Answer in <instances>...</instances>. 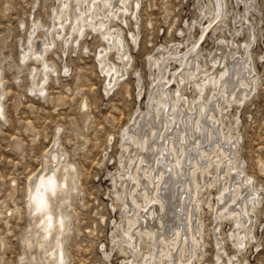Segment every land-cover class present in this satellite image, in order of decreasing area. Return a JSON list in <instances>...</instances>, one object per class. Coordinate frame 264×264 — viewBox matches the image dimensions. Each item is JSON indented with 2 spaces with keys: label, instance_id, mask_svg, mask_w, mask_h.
<instances>
[{
  "label": "rangeland",
  "instance_id": "rangeland-1",
  "mask_svg": "<svg viewBox=\"0 0 264 264\" xmlns=\"http://www.w3.org/2000/svg\"><path fill=\"white\" fill-rule=\"evenodd\" d=\"M140 1L139 29L130 19L128 24L117 19L110 24L111 28H121L124 32L131 60L125 78L107 92L108 80L96 54L109 45L95 29L86 26L85 34L80 36L75 24L71 28L78 13L77 1L70 0L69 13L64 16L60 8L62 0H0V101L4 105L0 116V264H45L46 251L37 244V240H41L38 228V238L33 246L29 248L26 242L27 235L35 230L28 186L33 174L44 166L56 138L67 162L75 167L77 178V190L72 191L66 204L70 214V230L64 241L67 264H122L125 259L143 264L144 254L152 249L148 239L140 241L143 252L135 256L129 257L130 253L127 256L120 251L122 246L126 248L119 225L125 214L122 188L115 186L113 177L118 180L124 167L128 166L124 157V131L139 121L141 112L147 109L152 86V56H160L161 46L172 49L173 44H186L188 38L193 42L201 36L204 40L199 45L200 52L203 51L208 62L218 54L219 47L227 50V54L234 51L222 43L224 38L235 39L239 44L235 51L245 54L244 45L251 28H255L257 35L250 47L257 88L244 103H224L223 107L227 128H234L235 141H238L236 165L241 162L245 177L252 178L260 200L251 212L252 224L246 229L248 246L238 251L232 241L237 237L231 235L236 227L234 220L216 221L221 192L218 180L224 179L218 176L216 168H212L211 174L206 176V187L199 189L200 204L206 209H198L196 218L198 225L204 224V239L194 263L220 264L213 233L219 222L218 238L224 242L226 263L231 257L237 264H264V0H255V6L249 9L253 0H240L239 4L237 0H226L227 12L222 8L223 0H217L220 15L205 36L199 24L203 18L200 6L205 4L209 15L202 23L207 22L208 26L213 15L211 0ZM81 6L86 10L87 2ZM54 10L60 15L58 19ZM34 22L38 27L30 40ZM220 22L226 24L223 31ZM61 23L65 31L58 37ZM49 27L52 33L47 32ZM236 28L239 33H234ZM130 31L138 33V44L130 39ZM46 33L53 39L54 47L52 44L44 59L54 66L46 70L45 90L40 92L38 81L44 76L43 63L36 61L32 53L26 59H22V54L23 50L41 49L47 40ZM66 36H71L70 43L63 42ZM109 52V61L120 65L115 50L109 49ZM176 65L172 64V71L177 70ZM137 74L144 85L141 96ZM189 81L186 78L183 91L194 100L197 92L187 86ZM32 87L36 89L32 90ZM129 132L137 134V130ZM220 137L219 134L217 138L221 141ZM230 144L225 146L228 148ZM227 181L230 182V178ZM240 232L243 234L245 229ZM113 235L119 239L113 242Z\"/></svg>",
  "mask_w": 264,
  "mask_h": 264
},
{
  "label": "bare ground",
  "instance_id": "bare-ground-1",
  "mask_svg": "<svg viewBox=\"0 0 264 264\" xmlns=\"http://www.w3.org/2000/svg\"><path fill=\"white\" fill-rule=\"evenodd\" d=\"M75 1L78 13L71 23V28L75 24V29L81 36L85 34L86 26L90 27L99 31L108 42L109 47L102 48L96 57L108 80L106 91H112L125 78L131 55L122 29H113L110 24L113 19L128 24L130 19L139 29L141 1L110 0L111 7H105V0H97L95 6L92 0ZM216 1L211 0L210 10L213 15L208 26L207 22H202L209 14L205 10V4L202 3L200 6L203 18L199 24L203 36L220 15ZM85 2L87 9L83 10L81 4L84 5ZM237 2L239 4L240 0ZM222 5L224 12H227V1L223 0ZM254 6L255 0L247 9ZM60 8L65 16L70 8V0H62ZM53 14L57 19L60 16L56 10ZM36 24L34 22L29 35L30 40L35 36L38 27ZM50 27L47 29L48 33L52 29ZM219 27L223 31L226 24L220 22ZM254 29H250L249 39L245 42V54L235 51V48H239L235 39L231 41L224 38L222 43H226L234 51L231 50L227 54V50L219 47L218 54L208 62L202 54L203 51L200 52L201 40L195 38V41L190 42L188 38L186 44H173L172 49L161 46L160 56H152L150 63L152 86L148 92L147 109L141 112L139 121L136 120L125 129L123 148L128 166L124 167V173L118 176V180L113 177L115 186L122 188L125 216L119 225L124 236L123 245L126 247L122 246L120 249L123 254L130 253L129 257H132L143 252V242L140 241L148 239L152 249L143 253V264H195V257L200 254L201 241L204 239V224L202 222L197 224L196 214L198 209H206L200 204L199 189L206 187V176L211 174L212 168H216L220 178L226 179L218 180L221 192L216 209V221L224 218L234 220L236 227L231 235L233 238L237 237V240H232L236 249L240 251L248 246L246 229L252 224L251 212L260 200V193L255 189L252 178L245 177L240 167L241 162L239 166L236 165L238 141H235L234 128L231 127L230 130L227 128L223 104H242L257 88V76L250 56V47L257 36ZM63 31L64 24L61 23L60 30H57L58 37H62ZM239 32L240 30L236 28L234 33ZM234 33L232 32V36ZM48 35L41 49L23 50L22 54V59H26L28 54L32 53L36 61L43 63L44 76L38 81L41 85L38 89L40 92L45 90L44 84L48 75L46 70L53 69L54 66L44 59V55L53 44V39ZM129 36L138 44L139 37L136 31H130ZM70 37H64L63 42L70 43ZM109 49L115 50L120 65L109 61ZM173 63L178 65L176 71L171 69ZM136 76L141 96L144 85L140 75ZM186 78L191 80L187 86L197 92V98L194 100H190L183 91ZM34 88L32 87V90L36 89ZM3 106L0 101L2 110L0 116L3 115ZM130 130H137V134L130 133ZM218 133L223 141L217 138ZM56 139L48 152L44 166L34 173L33 177L31 176L28 186L29 207L34 215L35 230L27 235L26 242L30 248L34 240L41 237L37 244L46 251L43 258L45 264H67L64 241L70 230V214L66 204L69 203L72 191L77 190L75 167L67 162L66 155L59 148ZM227 143H231L228 148L225 146ZM133 163L134 166L131 168ZM53 172L58 184V194L55 198H49V209L46 212L37 213L30 200L31 195L35 193L33 181L37 175L47 177ZM228 178L230 182L227 181ZM249 181L252 183L249 184ZM211 210L215 212L214 207ZM49 216L52 218L50 222ZM218 223L213 228L218 249L217 261L220 264H237V260L231 257L228 258L229 263L224 261L225 247L224 242L218 238L220 225ZM241 229H245L243 234L240 232ZM38 233L41 236H38ZM118 239V236L113 235V242ZM106 254L110 255L109 252ZM122 264L138 263L125 259Z\"/></svg>",
  "mask_w": 264,
  "mask_h": 264
},
{
  "label": "snow or ice",
  "instance_id": "snow-or-ice-1",
  "mask_svg": "<svg viewBox=\"0 0 264 264\" xmlns=\"http://www.w3.org/2000/svg\"><path fill=\"white\" fill-rule=\"evenodd\" d=\"M93 6L96 5L97 0H92ZM105 7H111L110 0H105ZM138 8L139 5L137 4ZM218 19V17H217ZM2 112V110H0ZM38 181L39 183H36ZM252 182L249 181V184ZM35 193L31 195V203L35 206L37 213L46 212L49 209V198H55L58 194V184L55 177V172L51 176L37 175L33 181ZM51 216L48 217L49 222Z\"/></svg>",
  "mask_w": 264,
  "mask_h": 264
}]
</instances>
